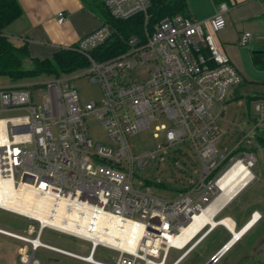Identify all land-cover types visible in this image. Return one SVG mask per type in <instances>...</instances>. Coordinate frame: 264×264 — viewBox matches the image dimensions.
I'll list each match as a JSON object with an SVG mask.
<instances>
[{"label": "built area", "instance_id": "1", "mask_svg": "<svg viewBox=\"0 0 264 264\" xmlns=\"http://www.w3.org/2000/svg\"><path fill=\"white\" fill-rule=\"evenodd\" d=\"M100 2L114 20L143 16L141 34L126 40L124 52L104 61L91 57V51L113 32L101 21L73 47L89 62L77 75L50 77L39 87L33 84V89L27 85L0 90V109L22 112L2 119L0 186L11 183L18 192L26 191V202L35 210L48 208V218L56 216L55 206L61 203V222L69 227L58 229L35 217L9 212L36 226L27 235L3 229L0 235L24 245L19 250L22 264H40L34 258L38 249L86 264H166L170 250H176L181 253L170 264H179L210 234L211 228L203 224L197 225L186 241L180 239L182 231L217 198L224 175L238 160L252 167V151L243 148L244 143L257 144V137L264 134V99L250 102L249 129L242 140H235L230 149L221 145L227 130L220 129L216 119L223 114V103L233 100L242 84L240 74L215 40L226 26L224 14L229 6L225 1L214 4V14L205 20L174 15L162 18L152 28L147 26L149 0ZM65 18L63 12L57 14L58 23ZM251 37L243 32L237 45L245 46ZM138 69L145 76L136 74ZM86 75L100 87L102 98L81 108L70 81ZM33 91L41 96V103L32 101ZM213 105L217 107L215 114L211 113ZM87 115L107 130V144L94 145L86 137ZM152 122L157 123L153 137L163 134L159 150L183 145L200 165L195 181L169 200L151 194L141 182H133L134 167L143 169L155 153L133 155L129 136L148 129ZM2 197H9L5 190ZM44 229L88 242V254L82 256L41 242ZM112 234L120 240L123 235V247L103 240ZM98 246L117 256L111 263L95 260L93 253ZM225 247L210 258L211 264L224 254Z\"/></svg>", "mask_w": 264, "mask_h": 264}, {"label": "rangeland", "instance_id": "2", "mask_svg": "<svg viewBox=\"0 0 264 264\" xmlns=\"http://www.w3.org/2000/svg\"><path fill=\"white\" fill-rule=\"evenodd\" d=\"M186 3L190 14L196 18H199L200 14L213 11L209 0H186ZM217 35H215L216 42ZM249 40H252V37ZM249 43L245 46H238L236 44L240 51H244L242 53L244 58L246 50L247 54L252 57L255 55L254 52L261 51L251 47L249 48ZM79 72L67 76L72 78V76L77 75L76 73ZM249 73L250 80L253 82H248L245 86L242 84L237 87L242 96L246 92L260 90L264 83V73L262 71L249 67ZM136 74L145 76L142 70L139 69ZM49 78L46 76H38L27 81L29 84H41ZM135 78V73H132L131 79L134 80ZM0 80L9 79L0 76ZM70 84L77 92L81 108L90 102L99 103L101 101V89L97 84L90 81L89 76L75 77L70 81ZM252 94L253 92L248 95L251 96ZM32 101L35 103L42 102L41 96H38L36 91L32 92ZM249 108V105H245L243 98L223 103V114L216 119L217 126L222 130H227V135L221 141V145L230 149L235 140H242L243 133L249 129L247 122V110ZM216 110V105H213L211 113L215 114ZM20 114L22 112L18 110H1L0 118ZM84 123L87 129L86 137L94 145L107 144L109 142L107 130L101 127L92 115L84 117ZM156 124L152 122L148 129L129 136L133 155L137 156L150 152L155 153L143 169L134 167L133 182L136 184L141 182L143 187L147 188L151 194L164 200H169L176 198L183 188L195 181L198 176L196 171L200 170V165L193 153L183 145L177 146L176 149L163 148L159 150L163 143V134L159 133L158 138L153 137V127ZM244 147L247 150H252L254 157L253 165L250 167L253 180L224 208L217 216V220L227 215L231 216L238 221V225L235 228L238 229L252 210L258 211L260 219L232 249L214 264H264V145L260 146L254 143L246 145L244 143ZM15 178L17 179L18 175ZM34 225L36 226L31 220L0 209V229L19 235H27L28 231L32 230ZM228 238L229 234L226 230L222 226H217L179 264L208 263L209 257L211 255L213 256ZM40 240L43 243L82 256H86L90 249L88 242L50 229L43 230ZM23 247L24 245L20 242L0 235V264H22L19 250ZM180 253L181 251L170 250L166 264H170ZM116 256V252L101 246H98L93 253V258L103 263H111L112 259ZM34 258L40 264H86L43 249H38L34 254Z\"/></svg>", "mask_w": 264, "mask_h": 264}, {"label": "crops", "instance_id": "3", "mask_svg": "<svg viewBox=\"0 0 264 264\" xmlns=\"http://www.w3.org/2000/svg\"><path fill=\"white\" fill-rule=\"evenodd\" d=\"M209 1L212 5L213 11L200 14L199 18H196L189 12L190 17L196 20H205L214 14V4L219 1H225L228 4L229 9L224 14L226 26L217 35V45L220 51L228 58L229 63L240 74L242 78V84L245 86L248 82L252 83L253 81L250 80L251 77L249 73V67H253V69H255L252 60L253 57L249 56L246 50L244 58L242 55L244 51H240V49H238L236 42L243 32H249L252 36V40L247 42V44L250 42L249 48L251 47L255 50H261L262 53L264 52L263 0ZM17 2L21 8V15L4 26L1 30V33L16 46L25 44L27 47L28 56L32 59L45 60L51 58L57 50L60 48H69L75 45L81 37L97 29L101 24V19L92 9L94 0H17ZM59 12H63L66 16L62 23L57 22V14ZM23 64L24 67H29V59L25 58L23 60ZM27 85H31L27 80L19 82H13L10 79L0 80V89ZM252 92H264V83L260 90H253L246 93ZM12 117L14 116L0 118V120ZM231 201L228 204H230ZM224 208L219 212V214L224 210ZM253 212L258 213V211L252 210L238 229H235L238 225V221H236L233 217L227 215L222 218H229L231 221H233L234 230L237 231L248 224V222L251 220L250 218ZM224 229L226 230L227 228ZM226 232L229 234V238L223 245L227 244V242L232 237V235L229 233L230 231L228 232L226 230ZM238 241L232 244V246L228 248L223 255L232 249Z\"/></svg>", "mask_w": 264, "mask_h": 264}, {"label": "trees", "instance_id": "4", "mask_svg": "<svg viewBox=\"0 0 264 264\" xmlns=\"http://www.w3.org/2000/svg\"><path fill=\"white\" fill-rule=\"evenodd\" d=\"M92 9L101 21L107 22L113 29L111 36L91 51V57L94 60L104 61L124 52L127 48L126 40L131 35L141 34L144 23L141 14L126 20H114L110 18L100 0H94ZM147 14V26L149 28H152L156 22L165 17L174 15L190 17L186 0H149ZM20 15L21 8L17 0H0V76L7 77L13 82L28 80L38 76L58 78L81 71L88 66L87 57L77 53L73 49L75 45L69 48H60L49 59L37 60L30 58L25 44L16 46L1 33L4 26ZM25 58H28L30 62L27 68L23 66ZM253 63L257 70L264 72V52L260 55H254ZM39 86L40 84L36 85V87ZM27 88L33 89L34 85H29ZM242 98L245 100L246 105H249L253 100L264 99V92L253 93L251 96H242L236 90L233 100ZM256 143L260 146L264 145V134L257 137ZM186 189L187 187L183 188L181 192Z\"/></svg>", "mask_w": 264, "mask_h": 264}, {"label": "bare ground", "instance_id": "5", "mask_svg": "<svg viewBox=\"0 0 264 264\" xmlns=\"http://www.w3.org/2000/svg\"><path fill=\"white\" fill-rule=\"evenodd\" d=\"M4 127L5 121L0 120V134ZM252 177L253 175L246 164L243 161L238 160L219 182L220 193L217 198L205 210H203L200 216L194 219V222L187 229L182 231L180 239L186 241L195 231L197 225L208 224V228H211V230H213L217 225H222L223 228H227L232 233V237L227 242V244H225V246L230 248L232 244L238 241L260 219L259 214L256 213L254 217L248 222V224L237 231L234 230V222L229 218L215 220L214 217L226 204L232 200L233 197H235L242 189H244ZM3 190L8 193V198L2 197ZM25 192L26 191L18 192L15 190V188H13L11 183H4V185L0 186V208L7 212H13L18 215L35 217L43 224L45 223L58 229L67 230L69 226L67 224H62L60 218L63 211V206L61 203L55 206L57 211L56 216L48 218V208L39 206L36 210L33 209V207L28 204V202H26ZM114 235L112 234L113 237L107 236L103 240L107 243H110L111 245L123 247V235L120 236L121 240L115 238ZM88 237H91L90 234ZM88 260L90 261L91 259L89 258Z\"/></svg>", "mask_w": 264, "mask_h": 264}, {"label": "water", "instance_id": "6", "mask_svg": "<svg viewBox=\"0 0 264 264\" xmlns=\"http://www.w3.org/2000/svg\"><path fill=\"white\" fill-rule=\"evenodd\" d=\"M261 53H262V51L254 52V54H261ZM0 90H1V89H0ZM10 127H11V128H14L15 126H14V125H10ZM226 249H228L227 246L225 247V249L223 250V252H224ZM214 258H215V257H214ZM206 264H211V263H210V261H209V262L206 263Z\"/></svg>", "mask_w": 264, "mask_h": 264}]
</instances>
